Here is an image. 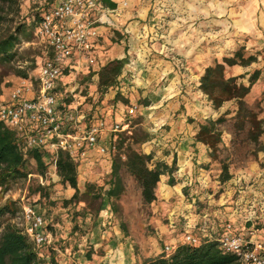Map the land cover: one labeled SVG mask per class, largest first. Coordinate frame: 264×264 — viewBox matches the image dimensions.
Listing matches in <instances>:
<instances>
[{
  "label": "crops",
  "instance_id": "1",
  "mask_svg": "<svg viewBox=\"0 0 264 264\" xmlns=\"http://www.w3.org/2000/svg\"><path fill=\"white\" fill-rule=\"evenodd\" d=\"M112 1L116 7L103 5L93 13L100 33L97 53L101 65L116 58L124 59L120 86L111 88L114 94H109L108 99H113L120 91L128 103L113 99L106 105L107 128L101 143L111 142L114 124L119 123L121 131L132 128L131 117L140 114L150 133L143 151L154 152L156 158L168 164L176 158L178 169L173 173L175 183H169V174L163 175L155 201L162 204L155 218L166 215L170 219L169 224L158 227L166 233V241L174 247L184 242L187 230L198 229L201 223L207 224V221L215 224L216 217L222 221L226 215L231 217V223L240 233L249 234L264 244V230L255 229L254 226L249 228L243 222L244 216L237 210L231 208L232 213L224 211L221 214L222 210L217 206L230 198L225 194L227 192L222 193L218 201L211 199L209 190L205 188L213 185L211 171L207 169L211 162L209 149L195 138L199 121L218 117L228 106L214 109L199 87L200 78L209 65L217 59L221 61L227 50L238 46L242 38L249 37L251 42L252 39H264V0ZM230 68L234 72L246 71L238 65ZM87 155L85 161L93 159V163L98 160L99 167L112 170V152L101 154L97 148H92ZM91 175L88 170L83 179L87 180ZM56 176V180H60L57 173ZM197 182L202 197L211 199L209 202L215 203L216 211L196 213L192 209V202L189 199L185 201L184 189L193 191L191 184ZM216 182L220 184L218 180ZM232 183L237 182L232 179ZM67 191L70 196L74 193L70 186ZM192 194L189 192L188 195ZM173 198L179 200V205L167 209ZM113 213L109 205L102 209L87 234V245L75 242L62 251L53 242L51 233L48 245L63 255L59 262L143 264L149 257L146 255L147 248L158 251L154 244L148 243L145 250L138 252L132 245L135 241L131 240L133 234L123 232L120 224L113 222ZM177 218L182 221L179 225ZM179 230L184 232L178 233ZM77 246L81 248L77 249Z\"/></svg>",
  "mask_w": 264,
  "mask_h": 264
},
{
  "label": "trees",
  "instance_id": "2",
  "mask_svg": "<svg viewBox=\"0 0 264 264\" xmlns=\"http://www.w3.org/2000/svg\"><path fill=\"white\" fill-rule=\"evenodd\" d=\"M9 1L18 0H0V24L6 18L5 5ZM57 0H54L56 2ZM103 5L116 7L112 0H100ZM54 2H45V7L34 19L35 27L38 25L42 12L45 8L51 6ZM18 27L14 31L7 32L0 37V62H10L17 54L16 44L18 40ZM258 57L250 54L245 55L242 48L236 50L233 55H226L222 60H215L209 65L200 78L199 87L205 93L214 109L219 110L227 102L233 101L235 108L226 110L219 117H208L199 121V129L195 135L197 141L205 144L209 149L211 162L220 163V172L217 180L221 185L231 181L233 173L231 162L227 158L221 157V144L223 143L224 131L221 125L230 118L233 122L234 133L237 137L246 135L248 140L255 146V151L264 152V118L247 101V96L251 93L253 86L261 75V70L256 69L250 76L249 82L239 80V76H227L226 66L243 65L248 66L256 62ZM125 67L124 59H113L107 61L97 71L89 70L87 78L92 79L97 76L98 89L104 94L111 88L120 86L119 77ZM21 76H27V72L19 70ZM68 83V81H67ZM2 93V78L0 77V94ZM74 96V95H73ZM73 96H62L64 102L63 108L74 105L71 103ZM122 100L128 103V99L118 91L114 101ZM231 113H233L231 115ZM231 115V116H230ZM71 119V124H72ZM85 122L91 123L90 117H84ZM133 124V121H132ZM68 119L64 120V130L70 128ZM74 131V128H71ZM150 137L148 131L140 138L135 134L123 136L118 131L114 133L113 141L116 149L112 152V170L109 175L108 186L103 188L94 183H87L82 192L79 186L78 163L74 157L65 150H60L57 154V174L63 185L70 186L74 193L69 198L62 200V205L68 207L71 204L85 202V206L77 215L86 217L91 214L93 218L99 217L102 209L109 205L114 213L118 210V200L126 190L123 172L130 173L141 187L142 197L145 203L152 204L158 198L157 188L161 177L169 174V183L174 184L173 173L178 169L176 158L171 164L165 160L156 158L154 152L146 153L135 147L136 144L147 141ZM131 139V141H130ZM130 141V142H128ZM47 151L41 149L24 150L18 141L16 131L6 127L0 121V191L8 190L11 182L18 178H28L29 175H39L46 178V173L51 164L48 161ZM31 160L36 162V171H33L29 163ZM34 180L36 178H33ZM54 184L42 183L40 180L30 185V191L34 198V204L46 207L48 203L57 204L58 199H53L51 187ZM185 194H189L188 188H185ZM193 199V198H192ZM197 204L199 201L197 200ZM14 211V202L10 201L0 206V264H61L55 249L51 246L43 252L27 234L18 225L7 220L6 216ZM40 212L46 218V213L40 208ZM74 216V219H76ZM78 217V216H77ZM217 220V219H216ZM78 221L76 220V224ZM220 223V224H219ZM231 221H215V224L207 221V224L201 223L200 227L192 232L199 237L200 243H180L171 253H163L158 256L147 258L143 264H243L237 254L225 252L220 245V237L226 231V226ZM209 224V225H208ZM208 225V226H207ZM246 225L251 228V220L246 221ZM214 226L215 228H210ZM121 227L127 233L126 225L121 223ZM256 229V227H254ZM80 229L77 226L74 230ZM235 232L240 230L235 227ZM204 232L206 234H204ZM209 232V233H208ZM210 233H212L210 235ZM248 237L249 234H246ZM166 246V245H165ZM90 257V254H88Z\"/></svg>",
  "mask_w": 264,
  "mask_h": 264
},
{
  "label": "rangeland",
  "instance_id": "3",
  "mask_svg": "<svg viewBox=\"0 0 264 264\" xmlns=\"http://www.w3.org/2000/svg\"><path fill=\"white\" fill-rule=\"evenodd\" d=\"M53 1L54 0H18L17 2L9 1L6 3V18L4 22L0 24V37L7 32L14 31L18 27L20 29L17 32V54L15 58L10 62H0L2 90L4 87L17 81L21 76L19 70L27 72V75L33 73L38 63L48 54L49 46L44 40L37 36L34 19L37 18L42 8L45 7V2L51 3ZM249 39V37L242 38L238 46L234 49L229 48L227 50L226 55H233L236 50L242 48L246 56L250 54L256 55L258 57L257 61L248 66L238 65L241 67V70H246L245 72H234L230 68L231 66H226V73L227 76H239L240 81L248 83L249 76L256 69L261 70L260 78L253 86L251 93L247 96V101L259 112L260 116L264 118V39H252V42ZM87 74V71H80L65 77V81H68L67 84L69 88L73 90L71 91V95H74L71 100V103L74 105V109L72 110L76 109V119L78 120L77 123L72 122L71 124V128L74 129L76 125L82 128H86L90 125L84 120L86 116L90 117L92 121L101 116L105 118L106 111L104 110L106 105H109L114 99H108L109 94H114V91L109 89L106 93L102 94L98 89L97 76L88 79ZM225 105H228L225 111H232L235 108L233 101H229ZM232 114L233 113H231V115ZM131 120L133 121V124L131 123L132 126H130L132 128H127L120 132L123 136L127 137L131 136V134L137 135L138 138L142 137L144 132L148 131L143 118L140 114H136L131 117ZM221 128L224 131L223 143L221 144V157L227 158L231 162L232 179H235L237 183H232V179L224 185L217 183V175L220 172L221 166L220 163L214 161L210 162L207 166L208 171H211L210 176L212 177L213 185L205 188L209 190L211 199L215 198L217 201L222 193L227 192L225 194L230 198L226 200L224 204L217 206L222 210L221 214H223L224 211L232 213L233 209L237 210L244 216L243 222H246L245 220H251L256 229L264 230V152L255 151L256 146L248 140L246 135L237 137L234 133L233 122L230 118L221 125ZM143 145L144 142L136 144L135 147L143 151ZM86 158H88V155L78 160L79 186L81 191L83 192L85 190L87 183H94L96 186H101L103 188L107 187L111 171L102 166L99 167L97 165V163H99L98 160H94L93 163H91L93 159L88 162L85 161ZM95 158L96 157H94V159ZM48 161H50L49 158ZM29 166L33 171H36L37 166L34 160L30 161ZM88 170L92 175L87 180H84L83 176ZM56 173L55 167L50 164L44 180L47 184H54L51 187L52 195L53 199H58V203L55 205L48 203L44 208L38 205L36 206L39 211L40 208H42V211L46 213L47 229L54 236L53 242L64 251L67 246L70 244L73 245L75 242L78 244H88L89 239L87 234L91 230L95 218H93L91 214H88L86 217L82 215L76 216V213L80 212L85 206V202L83 201L76 205L71 204L68 207L62 205V200L72 195L70 196L67 193L69 186L63 185L60 180H56ZM196 174L198 175L199 172ZM123 177L126 190L118 200V210L116 213H113L115 220H113V222L120 224V226L121 223L126 225V230L130 232L131 235L133 234L131 240L133 239L135 241L132 242V245L138 252L145 250V245L150 243L154 244V246L158 248V251H150L151 249L146 247V255H149V257L168 253L165 249V245L170 243L166 241V233H163L158 226L169 224L170 219H168L166 215L155 218L158 210H161L162 204H159V202H153L152 204L145 203L142 197L141 187L134 177L126 171L123 172ZM33 178L36 179L34 180ZM38 180H41V178L36 174L29 175L28 178H18L11 182L8 190L0 191V206L10 201L14 202V211L13 213L7 214V220L18 225L24 231L26 224L23 217L22 206L24 203L34 204V198L36 199V196L31 195L30 185ZM191 185H193L194 190H190L189 192H193V194H185V201L189 199V202H192V209L196 211V213H210L218 209L214 202H209L211 199L202 197L198 182ZM193 197L196 199L192 200ZM197 200L199 201L198 204L196 203ZM178 202L179 200L177 198H173L166 208H177L175 206L179 205ZM74 216H76V219H74ZM216 218L217 220L221 219L218 217ZM76 220L78 221L77 224ZM226 220L230 221L231 217H227L226 215V219L222 221ZM180 222L182 221H178L177 218L178 225ZM75 226L80 229L75 231ZM120 228L122 229V227ZM182 231L183 230H179L178 233H182ZM173 233H175V231ZM141 245H143V247ZM39 247L43 252L50 248L48 245ZM80 248L81 246H77V249ZM56 252L58 259H61L63 256L61 252Z\"/></svg>",
  "mask_w": 264,
  "mask_h": 264
},
{
  "label": "built area",
  "instance_id": "4",
  "mask_svg": "<svg viewBox=\"0 0 264 264\" xmlns=\"http://www.w3.org/2000/svg\"><path fill=\"white\" fill-rule=\"evenodd\" d=\"M102 6L100 0H57L45 8L36 26V34L48 44V54L33 73L20 76L0 94V121L17 132L24 150H46L56 172L60 150L68 151L77 163L92 148L107 154L116 149L114 133L121 131L120 124H114L111 142L101 143L107 128L103 116L86 128L76 125L71 131V119L78 122L76 109L62 107V96H71L73 91L65 77L80 71H97L102 66L97 53L100 33L93 15ZM65 119L70 122L67 131L64 130ZM40 178L46 183L43 176ZM22 208L25 232L38 246L48 245L52 235L43 213L31 203H24ZM234 229L232 223L227 224L219 239L221 248L237 254L243 264H264V244ZM184 242L199 244L200 239L187 230ZM165 249L171 253L176 247L166 244Z\"/></svg>",
  "mask_w": 264,
  "mask_h": 264
}]
</instances>
